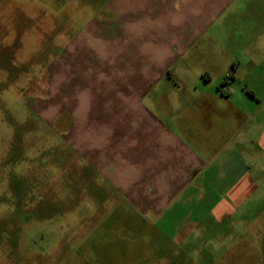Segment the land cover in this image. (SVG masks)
I'll use <instances>...</instances> for the list:
<instances>
[{
	"label": "crops",
	"instance_id": "0c3cea01",
	"mask_svg": "<svg viewBox=\"0 0 264 264\" xmlns=\"http://www.w3.org/2000/svg\"><path fill=\"white\" fill-rule=\"evenodd\" d=\"M104 12L49 76L64 141L105 197L162 231L235 213L264 172V0H109Z\"/></svg>",
	"mask_w": 264,
	"mask_h": 264
},
{
	"label": "rangeland",
	"instance_id": "374dc122",
	"mask_svg": "<svg viewBox=\"0 0 264 264\" xmlns=\"http://www.w3.org/2000/svg\"><path fill=\"white\" fill-rule=\"evenodd\" d=\"M108 1L0 0V264H264V172L235 213L174 235L105 197L64 141L49 76Z\"/></svg>",
	"mask_w": 264,
	"mask_h": 264
}]
</instances>
